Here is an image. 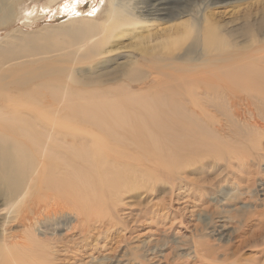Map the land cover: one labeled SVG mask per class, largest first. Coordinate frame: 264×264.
I'll use <instances>...</instances> for the list:
<instances>
[{
	"label": "rangeland",
	"instance_id": "rangeland-1",
	"mask_svg": "<svg viewBox=\"0 0 264 264\" xmlns=\"http://www.w3.org/2000/svg\"><path fill=\"white\" fill-rule=\"evenodd\" d=\"M20 2L14 13L21 17L9 24L0 25V46L19 45L20 42L13 39L17 38L16 36L36 37L38 40L49 33L52 36L50 42L56 46L38 47L33 52L19 51L12 54V57L7 56L6 60L0 57V91L6 89L10 97L16 99L23 80H30L25 87L33 86L40 80H53L62 81L69 88L77 90L83 87L98 91L109 89L108 95L83 96L80 99L74 96V99L79 104L90 102L98 105L104 115L109 116L108 124L115 128L116 122L127 127L133 126L135 132H142L145 135L143 139L145 144L149 139L147 136L149 132L158 136L166 127L177 136L175 145L170 144L173 140L170 138L168 145L164 148L160 147L163 153L161 160L165 163L154 159V163L170 164L172 168L166 166L174 175L170 179L165 177L160 179L158 166H155L153 174L150 167V163L153 162L144 158L147 150L141 151L135 148L136 152L132 149L131 145L136 142L135 137H132L135 142H108L103 137L95 142L103 147L116 148L119 145L127 147L126 151L131 156L127 159L121 158V161H126L132 166L127 167L129 171L123 174V181L126 186L132 187V191L127 192V188L123 187L119 190L121 194L113 198L111 194L115 191L102 189L100 183L96 182V191L93 190L91 195L101 203H109V209L112 210L110 214L104 209L102 219H107L106 216L109 219L112 217L121 224L118 228L112 229V232L109 231L107 234L109 239L100 238L96 249L94 245L89 244L87 249H83L85 252L75 256V259L87 260L90 255L103 258L110 252L109 254H119L125 260L131 259L132 254H137L140 257L137 260L138 264H264V216H261L263 219L260 220L252 213L264 211V189L260 192L258 188L259 182L264 184V97L251 92L252 96L248 95V98L251 97L252 104L250 99L246 101L245 89L239 87L234 78L226 82L217 94L214 83V90L210 92L215 95H208V98H205L201 85L196 83L194 76L188 71L185 72V69H192L194 73L195 71L199 73L201 70L200 73L206 74V78L215 74L220 64L213 66L210 60L208 61V57L214 55H205L197 49L192 56H182L185 55L191 42L199 37L202 31L210 28H214L212 30L220 36H225L224 31H226V37L232 35L230 41L245 45L257 31L255 26L251 33L245 30L248 24L257 25L264 19V0H246L239 3L241 14L233 16L237 18V20L232 19L235 20L234 24L224 26L222 25L228 15L221 13L222 18H219V14H216L217 8L210 5L214 0H189L185 8L186 14L172 22L179 25V29L187 32L186 38L179 44L171 43L176 40L169 39L158 45L159 58L147 62L141 61L138 57L132 59L133 63H137L136 71H140L136 81H131L124 75L125 68L132 69V66L118 65L125 60L107 63L105 62L107 59H100V56L91 57L83 51V48L80 50L78 47L85 45L84 40L77 42V44L81 42V45H74L70 37L63 34L57 36V32L72 25L76 26L79 20L82 22L91 18L89 19L91 23L101 21L106 9L105 0L80 2L59 0L51 5L48 0H20ZM108 2H116V0H108ZM118 2L125 12L132 11L135 6L134 0H118ZM234 29L236 30L232 31ZM258 35L264 34L261 32ZM65 43H69V46ZM165 43L168 45H163ZM40 44L44 45V41ZM168 53L172 54L173 60L164 56ZM178 55H181L179 59H175ZM242 75L243 73L240 74ZM247 77L245 75V79ZM71 78L80 82L72 84ZM86 82L89 83L88 86H85ZM205 87L208 91L211 89L210 85ZM135 102L140 105H133ZM107 104L117 106L118 110L106 108ZM141 117L146 120L144 124L137 125ZM151 118L158 122L152 125L147 121ZM77 124L79 125L80 122ZM160 124L162 126H159ZM95 130L94 126L83 124L76 130V138L79 139L78 136L86 131L95 134ZM184 137L189 142L179 145ZM99 150L105 151L103 148ZM240 157L245 160L242 168L238 160ZM134 166L140 169L139 173L133 171ZM246 174L247 180L242 177ZM158 175L159 179H157ZM233 183L237 185L246 183L250 194H240L235 197V201L221 199L225 193H230L234 187ZM181 186L190 189L189 192L182 194L188 199L184 205L187 206V210L185 212L174 210L180 205L179 201L177 205L168 206L166 202V206L161 207V204L164 205L169 199L170 191ZM243 190L245 192L244 187ZM208 192L209 194L215 192L217 200H222V203L210 201L209 197L212 196H209ZM242 203H245L247 208H236ZM195 204L198 206L194 207ZM162 208L165 216L161 219L159 217L156 219L150 212L156 209L162 212ZM1 209L2 207H0V217L4 214V210ZM128 213L132 216H127ZM200 217L211 219L213 222L198 220ZM63 218H59V226L53 224L40 227L39 234H55L56 237H60L73 225L72 219L64 224ZM220 220L227 222L223 231L218 228L221 226ZM7 228L11 234H22V228L19 226L8 225ZM214 228L223 232L222 238L212 234ZM116 232H120L126 240L118 242L114 235ZM148 240L151 242L146 245L141 244ZM104 243L107 246L100 250L102 245L105 246ZM0 245L6 247L5 253L2 252L3 250L0 252V264H44L42 258L38 257L39 254H31L24 252V249L12 247L8 239L0 240ZM179 246L185 250H179ZM114 248L115 253L112 252ZM148 249H155L157 253L152 257L150 255L149 258L156 257L150 261L144 259ZM196 252L198 254L194 256ZM8 258L9 261H5Z\"/></svg>",
	"mask_w": 264,
	"mask_h": 264
},
{
	"label": "bare ground",
	"instance_id": "bare-ground-1",
	"mask_svg": "<svg viewBox=\"0 0 264 264\" xmlns=\"http://www.w3.org/2000/svg\"><path fill=\"white\" fill-rule=\"evenodd\" d=\"M57 1L59 0H48L50 5ZM80 1L82 0H78V2ZM105 1L106 9L101 21L91 23L89 21L91 18H86L87 21L82 19V22L79 20V24L77 23L76 26L72 25L64 28L61 32H57V36L63 34L70 37L69 39L74 45L78 41L84 40L85 45L78 48L80 50L83 48V51L91 57L100 56V59H107L105 61L107 63L116 62L120 59L125 60L118 65L129 64L132 66V69L127 70L125 68L124 72V75L131 81H136L140 76V71H136L138 69L137 63H133L132 59L138 57L141 58V61L147 62L153 58H159L160 46L158 45L169 39L176 40L171 43L179 44L186 38L187 32L179 29V25L172 22L186 14L185 8L189 0H134L135 6L129 12H125L118 0L111 3L108 0ZM244 1L246 0H214L210 5L217 8L216 14L218 13L219 16L221 13L228 15L222 25L224 26L230 23L234 24L235 20L232 19L237 20V18L233 16L241 14L242 10L239 3ZM19 2L20 0H0V25L9 24L14 19L16 21L17 18L21 17H18L16 12L14 13ZM24 9L27 8L24 7ZM254 23H258V21H254ZM253 26L256 27V35L250 37L247 43L244 42L245 45L243 46L235 41H230L229 38L232 35L226 37V31H224L225 36H220L215 34L212 30L214 28L205 29L199 37L191 42L185 51V55H182L192 56L197 49L205 55H214L208 57V61L210 60L213 66L220 64L217 72L206 78V74L200 73L201 70L199 73L197 71L194 73L191 71L192 69H185V72H190V75L194 76V81L201 85L202 94L205 98H208V95L217 94L226 82H230L234 78L237 80L235 83L245 89L246 101H249L247 99L252 100L251 97L248 98V95L252 96L251 92L264 97V35H258L261 32L264 34V19L257 25L248 24L245 30L251 33ZM55 35L56 33L53 34V36ZM16 37L13 39H17L20 42L19 45L0 46V57L4 60L7 56L12 57V54L19 51L23 53L31 50L30 52H33L38 47L43 48L45 46L44 48H46L47 45L49 48H54L56 46L50 42L52 37L50 33L43 38H38V40L36 37ZM41 41H44V45L40 44ZM66 45L69 46V43ZM77 45H81V42ZM164 56L174 59L171 53ZM180 56L178 55L175 59H179ZM3 64L1 63V65ZM242 73L243 75L240 76ZM245 75L248 76L247 79H245ZM29 81L23 80L21 84L19 83L22 88L17 91L20 97L18 96L16 99L10 97V93L6 89L0 91V207H2L1 210H4L3 216L0 217V240L6 241L8 239V243L12 247L24 249V252L31 254H39L38 257L42 258L44 264H48V261L49 264L62 262L64 264H138L137 260L140 257L137 254H132L129 260H125L119 254H109L110 252L108 255L102 256L103 258L90 255L87 260L75 259V256L85 252L83 249H87L89 244L94 245L96 249L99 246L100 238L106 239L109 231L118 228V225L121 224L120 221H114L111 216V219L107 216V219H102L104 209L110 214L112 210L109 209V203H101L94 195H91L93 190L96 191V182L100 183L102 189L110 192L115 191L111 194L113 198L117 194H121L119 190L123 187L127 188V192L132 191V187L126 186L123 181V174L129 171L127 167L132 166L126 161H121V158L127 159L131 156L126 151L127 147L123 145L116 148L103 147L95 144V142L97 143L102 137L108 142H135L132 139L135 137L136 142L128 145H131L134 151H136L135 148L141 151L147 150L144 158L153 162L150 163L153 174L155 173V166H158L161 174L160 179L164 177L170 179L174 176L166 167L168 165L172 168L170 164L154 163V159L161 160L163 153L160 147L164 148L168 145L170 138H173L170 144H176V133L168 127L162 129L158 136L149 132L147 134L149 139L145 144L143 142L145 135L142 132H135L133 126L127 127L116 122V129L108 124L109 116L104 115L98 105H93L90 102L79 104L74 99V96L80 99L83 96L108 95L109 89L98 91L83 87L77 90L69 88L62 81L53 80H40L33 86L25 87ZM70 82L77 84L80 81L72 79ZM214 83H216V92L211 94L210 91L214 90ZM88 85L89 83L86 82L85 86ZM205 85H210L211 89L208 91ZM258 99L260 100V98ZM261 99L263 98L261 97ZM3 102L6 104L3 105ZM133 105L139 106L140 104L135 102ZM106 108L118 110V107L113 104H107ZM140 119L137 125L144 124L143 122L146 120L143 117ZM147 121L152 125L158 122L153 118ZM77 122L80 124L78 125ZM192 122L194 123V121ZM83 124L94 126L96 132L94 134L86 131L83 135L80 134L79 139H77L76 130ZM185 142L189 141L184 137L183 142L179 145ZM99 148H103L105 151H100ZM165 150L167 152L168 149ZM248 151L250 152V150ZM168 153H170L169 150ZM238 160L241 164L240 168H242L245 160L241 157ZM161 161L165 163V161ZM133 171L139 173L140 169L134 166ZM242 177L245 180L248 178L247 174ZM157 179H159V175ZM236 185L233 183L232 186L234 187L230 193H225L224 197L220 198L225 201L227 199L234 200L240 194H250V189L246 187V183ZM258 188L261 192L264 189V184L259 182ZM189 191L190 189L185 186L172 189L169 199L164 202V205L161 204V207L166 206V202L168 206H171V204L177 205L179 201L180 205L174 210L185 212L187 206L184 205L188 199L185 198L186 195L182 196V194ZM207 194L212 196L209 197L210 201L222 203V200H217L215 192L210 194L208 192ZM197 206L194 205V207ZM243 207L247 208L245 203L239 207L236 206V208ZM163 209L162 212H159L160 209H156L154 212L150 210V212L152 215L154 214L156 219H158L157 217L161 219L165 216ZM252 213L255 218L263 219L261 216H264V211H253ZM127 216L130 217L132 214L128 213ZM60 217H64L62 219L64 224L72 219L73 225L70 226L69 231L60 237H56L55 234H39L40 227L44 225L59 226ZM202 219L200 217L198 220ZM203 221L213 222L211 219H203ZM219 223L221 226L218 228L223 231L227 222L220 220ZM8 225L21 227L22 234H11L8 231ZM216 228L212 234L222 238L223 232ZM114 235L118 242L126 240L120 232H116ZM150 242L151 240H148L141 242V244L146 245ZM106 246V244L105 246L102 245L100 250ZM194 247L196 248L195 243ZM178 248L181 251L185 250L181 246ZM186 250L188 251V249ZM1 251L5 253V245H0ZM146 251L151 252V254L147 253L145 260L150 261V259L156 258H149L150 255L151 257L153 254L157 255L155 249ZM112 252H116L115 248ZM197 254L198 252L194 253V256ZM5 261H9V258Z\"/></svg>",
	"mask_w": 264,
	"mask_h": 264
}]
</instances>
